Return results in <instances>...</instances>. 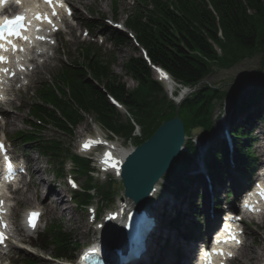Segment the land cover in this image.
<instances>
[{"label":"trees","instance_id":"trees-1","mask_svg":"<svg viewBox=\"0 0 264 264\" xmlns=\"http://www.w3.org/2000/svg\"><path fill=\"white\" fill-rule=\"evenodd\" d=\"M167 2L142 0L128 25L151 62L165 68L178 82L193 84L208 74L212 65L228 67L258 51L262 53L264 68V0H172L171 7ZM213 44L220 48L219 54ZM83 63L64 77L71 89L69 100L62 102L51 95V102L59 108L62 118L53 113H48V118L58 128L68 131V126L82 120L80 108L114 133L128 136L132 125L117 113L106 93L126 106L144 137L172 114L173 104L153 81L151 70L140 56L130 58L125 64L126 73L137 81L132 90L126 89L121 78L96 55L85 53ZM87 73L97 85L87 80ZM99 84L103 90L98 88ZM220 96L218 90L204 87L181 103L178 112L187 132L199 127L206 130L211 125L212 101ZM53 148L58 152L57 145ZM212 158L214 163L222 165L216 153ZM187 160L186 154L180 155V165ZM103 195L107 197L108 192ZM61 235L63 242L69 240L67 235ZM63 245L72 248V243Z\"/></svg>","mask_w":264,"mask_h":264},{"label":"rangeland","instance_id":"rangeland-1","mask_svg":"<svg viewBox=\"0 0 264 264\" xmlns=\"http://www.w3.org/2000/svg\"><path fill=\"white\" fill-rule=\"evenodd\" d=\"M71 2V4H73L76 8H77V13L78 15H81V17L79 16V18L82 20V22H85V19L82 17L84 15L85 12L91 14V18H95L96 16H107L108 12H109V6L110 3H114L115 5V17L119 18L120 20L123 19V16L126 12H131L132 11V5L131 2L132 0H69ZM97 21H99V18H95ZM79 32H77L78 35ZM80 44V41L78 38L74 37V42L73 44L69 45V53L70 55H68V58L73 59L74 57H76V50H74L75 47H77ZM61 52V50H60ZM115 55L116 58L118 60V63H122L124 62L129 56H131L132 54H134L135 50L133 45L126 43L124 45L115 47ZM259 59H260V54H255V56L253 58H248L243 60L242 62H239L238 64H235L234 66H232L231 68H228L226 70H221L218 68H214L213 73L208 75L203 82L208 83L210 85H215V86H219L222 89H225L228 93H233L236 89L235 86L233 85L236 78H238V82L240 81V78L243 79H248L249 77H251V73L253 71V69H256L259 67ZM58 67V65H57ZM115 72L122 74V71L119 70L118 65L114 67ZM44 78H47V75H43ZM124 82L126 84V86L131 89L135 84H133V82L128 78L125 77L124 78ZM227 104L226 102H223L220 106L221 108ZM219 104L217 103L215 105V111L214 114L215 116L218 114V110L220 109ZM225 108V107H224ZM20 113H26V111H21ZM223 117V116H222ZM221 117V118H222ZM93 122H90L88 118H85L84 121H82L81 123H79V125L73 130V135L68 137V136H63L55 131H53L50 128H45L43 130V135L45 137H58V139L62 142L63 147L66 149V154H75L77 151V145H76V138L80 137L82 135H84L85 133H89V134H93L97 131H99V129L97 128L96 124H92ZM16 127L15 129L19 128L18 123H15ZM96 125V126H95ZM215 127L218 126L215 125ZM13 128V130L10 131H14L15 130ZM24 129V128H23ZM215 129V130H217ZM122 142V140H120ZM30 154L32 156V158L34 160H36L37 163H39V174L36 177H43V179H45L46 181H50L52 175L50 173V175L47 176V178H45V174L44 171L48 172L49 169V165L47 164L46 160L43 157H39L36 153L30 151ZM66 154H64V157L66 156ZM66 159V158H65ZM66 176L67 175H74L71 172V165H69V162L66 160ZM193 169V168H192ZM50 171L52 170L51 168L49 169ZM189 173V172H188ZM186 173H183L180 177H179V181L181 182V180L184 178V175ZM85 178L82 177L78 178V180H76L77 184L79 185L80 183H84ZM61 191L63 192V194L65 195V199L64 202L71 208V213H66L64 212L62 216L57 217L59 220L62 221V224L64 226V229L70 230L71 233H73L76 237H78V241L79 243L82 245H87L88 243H90L92 241V236H88V234H86V221L87 218L84 216L83 210L82 209H75V205L69 202L68 199V193L69 191L67 190V188H63L61 186V184H59L58 186ZM112 190L114 192L115 197L118 196H123L122 194V189H121V184L120 182H114L112 185ZM30 198L32 199V196L29 195ZM165 200V199H164ZM162 200V202L164 201ZM47 200H43L41 202L45 203ZM49 216H51V214L49 213ZM256 227L255 228H250L249 229V233H246V242L247 244H249L252 248H258L259 251H262L263 255L260 256V261L263 259L264 257V226H262L260 223L259 224H255ZM163 231V230H162ZM173 231L169 232V235H171ZM84 234H86L84 236ZM34 254H36L37 256L40 257V263L39 264H59V262L57 261H53L51 260V258L49 257V253L48 252H42L39 250H35V249H30ZM255 257H257V253L256 255H254ZM240 261L242 260H237L234 261L232 264H239ZM259 261V262H260ZM258 264V263H257Z\"/></svg>","mask_w":264,"mask_h":264},{"label":"water","instance_id":"water-1","mask_svg":"<svg viewBox=\"0 0 264 264\" xmlns=\"http://www.w3.org/2000/svg\"><path fill=\"white\" fill-rule=\"evenodd\" d=\"M183 127L177 118L160 125L145 142L135 147L122 166L127 197L139 203L175 158L183 142Z\"/></svg>","mask_w":264,"mask_h":264},{"label":"bare ground","instance_id":"bare-ground-1","mask_svg":"<svg viewBox=\"0 0 264 264\" xmlns=\"http://www.w3.org/2000/svg\"><path fill=\"white\" fill-rule=\"evenodd\" d=\"M52 57H53L52 54L47 55L46 59L41 63L42 65L40 64L41 66L38 65L35 67V70L33 71L34 75L40 74V72H42V71H48V66L51 63ZM163 80L165 82H167L169 79H167V80L163 79ZM166 84H167V86H169V85L172 86V84H170V82H167ZM180 94H183V92H181ZM17 119H19V117L16 115L8 116L6 121L4 122V125L7 126V128L11 127V126L14 127L15 121ZM115 150H116L115 153L118 157H122L125 153V150H122L120 148H115ZM35 171H37V172L39 171L38 166H36ZM46 185H47V183H45V181L43 179H40L39 182H36V184L34 185V187H35L34 192L36 193V191H38L39 188L43 187L44 190L47 189L45 192V195L43 197L44 198L48 197L50 195V193L53 192L54 188L51 187V184H49L47 186ZM156 187H157V185H156ZM215 187H217V185H213L210 189H208L204 185L202 188V191L208 197H210V196L213 197L212 194H216V196H219L220 192L215 191L216 190ZM219 189H220V187H219ZM16 199L20 200L23 204H31L28 193L22 194V197L17 196ZM57 200L59 201V203L57 202ZM172 200H174V199H172ZM54 201H56L57 204L53 203ZM174 201L177 202L176 200H174ZM48 202H50V203H48V207H49L52 214L57 215V216H61L62 212L63 213L64 212L70 213L69 207H67L63 202V195L61 193H58L57 191L54 190V197H50V201L48 200ZM188 203H189V205H191L192 200L188 201L187 204ZM151 213L153 214V212H151ZM154 214L158 218V214L157 213H154ZM113 227H115L114 224H113ZM195 227L197 228V225H195ZM108 229H107V231H108ZM107 231L102 234L103 238H104L105 234L107 233ZM169 232L170 231H168V230H163L161 233L162 234L161 237H157L158 243L164 244V249H165L162 253V259H161L159 264H174V263H176L175 261L177 259H179V257H183L185 255L191 254V249H189V250L185 249L187 246H185V244L183 243L184 241H179L180 238L178 239L177 233L173 231L171 233V235H169ZM108 235L115 237L116 234H115V232H108ZM177 242H179L178 243L179 247L174 246V243H177ZM146 243L150 244L151 250L150 249H147L148 251L144 250V252L142 254H144L143 257L145 259H147V257H149L151 255V252L155 247L157 248V242L155 240H153L150 236H148L146 238ZM256 253L258 255L257 257L254 256V255H256ZM262 255H263L262 251H259L258 248H252L250 245H247L238 251L236 260H238V261L242 260L240 262H245L246 264H257L259 257ZM150 261H148L146 264H150L149 263ZM142 263H144V262L142 261Z\"/></svg>","mask_w":264,"mask_h":264},{"label":"snow or ice","instance_id":"snow-or-ice-1","mask_svg":"<svg viewBox=\"0 0 264 264\" xmlns=\"http://www.w3.org/2000/svg\"><path fill=\"white\" fill-rule=\"evenodd\" d=\"M17 3H20V0H17ZM45 3H48L50 6L53 5L54 0H45ZM55 3L58 4L59 6H64L61 3V0H55ZM53 14L55 15V11L53 12ZM69 14H70V10H69ZM36 19H45L47 20L48 18L46 16H41L40 14H36L35 15ZM49 23H51V21H48ZM28 27L27 24V17L26 15H16L14 18H4L2 21H0V49H4V45L5 43H7L8 45H11V47L13 48V50L16 49V45L13 43L12 38H19V39H23V40H28L29 38L27 36L22 35L23 31H26ZM38 38H42V37H38ZM6 50V49H4ZM5 61V57L0 56V62H4ZM6 71V70H4ZM157 71L160 72L161 74V78L167 80L168 79V75L167 73L163 72V70L157 69ZM95 143H101V141H93V140H88L85 142V144L83 145V147L85 149L89 148L90 146H92ZM4 148V146L2 144H0V151H2ZM5 163L6 166L9 170H11L12 165L10 163V161L8 160V157L5 156ZM102 163L104 164H111L112 167H115L116 163L118 162H113L112 161V157L110 153H105L104 158L102 160ZM75 186V185H73ZM2 203V202H0ZM38 213H31L29 215V223L31 224L32 227H35V220L38 217ZM4 227H7V225H4ZM227 231H229V233H231V229H228ZM232 239H235V235L233 234L231 236ZM4 239H6L5 235L3 232H0V243H3ZM239 241H237L238 243ZM217 255H227V256H231L232 253L229 252L227 254L224 253V251L218 250L216 251ZM205 260L207 261V264H211V260H210V254L209 253H205Z\"/></svg>","mask_w":264,"mask_h":264}]
</instances>
